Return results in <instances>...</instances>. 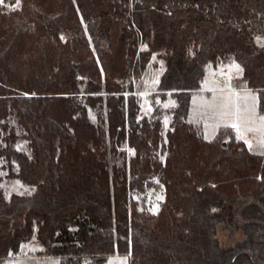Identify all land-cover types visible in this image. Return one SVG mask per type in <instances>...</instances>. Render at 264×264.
<instances>
[{"label": "trees", "instance_id": "1", "mask_svg": "<svg viewBox=\"0 0 264 264\" xmlns=\"http://www.w3.org/2000/svg\"><path fill=\"white\" fill-rule=\"evenodd\" d=\"M11 13L0 12V157L32 190L0 188V262L34 236L62 264H264V156L229 125L206 140L187 120L206 67L228 61L264 113V0H21ZM154 53L156 91L176 100L166 131L135 125L132 79ZM153 178L155 213L131 197Z\"/></svg>", "mask_w": 264, "mask_h": 264}, {"label": "rangeland", "instance_id": "2", "mask_svg": "<svg viewBox=\"0 0 264 264\" xmlns=\"http://www.w3.org/2000/svg\"><path fill=\"white\" fill-rule=\"evenodd\" d=\"M20 6L21 0H0V12L10 16L12 15L11 11L19 9ZM63 38H67V35L63 34ZM255 39L259 44L264 45V36L258 35ZM140 48L145 49L147 46L141 43ZM149 59L139 77L135 76L132 79L134 87L142 88L140 91H135L140 108L135 125L139 127L142 117L146 116L150 120L159 119L166 131L171 128L170 123L176 100L170 92L162 95L156 91L160 73L164 68L163 60L158 57L157 53L152 54ZM202 80L205 88L221 89L197 93L192 97L187 120L201 128L204 139L212 138L219 126L234 124L237 138L243 139L252 152L264 156V148L262 146L259 149L256 148L259 141H262L260 145L264 144V113L258 111L256 93L251 90L236 92L226 89V87H238L242 84V77L235 70L213 69L211 66H207L205 77ZM17 145L20 149L25 148L23 142H19ZM117 152H123L127 158L131 153V148L125 143L118 146ZM117 152L110 154L111 162L116 160ZM8 174L6 162L0 157V188L3 189L7 197L12 192L28 194L32 190L31 186L23 184L18 178ZM144 190L143 193H131V197L138 202L140 209L155 213L159 210L160 201L164 197L162 183L157 178H153ZM235 235L230 240L237 238V233ZM218 236L222 242L229 240L226 230H220ZM21 243L18 253L13 257L5 258L0 264H62L60 258L56 256H40V252L44 253L45 247L34 236ZM47 247L55 248L57 245L49 242ZM129 259V254H112L105 261L101 263L96 261L94 264H129Z\"/></svg>", "mask_w": 264, "mask_h": 264}, {"label": "crops", "instance_id": "3", "mask_svg": "<svg viewBox=\"0 0 264 264\" xmlns=\"http://www.w3.org/2000/svg\"><path fill=\"white\" fill-rule=\"evenodd\" d=\"M261 45V44H260ZM213 69H217V68H225V69H229V70H235V72H237L238 73V75H240L241 77H242V73H241V65L238 63H236V62H233V61H228V62H221V64H218L217 66H211ZM205 77V76H204ZM242 84L240 85V86H238V87H226V89H228V90H230V91H236V92H239V91H246V90H251L252 92H255L256 93V91H253L252 89H250V88H248L247 87V84H246V80L242 77ZM214 89H221V88H209V87H206L205 88V86H203V80L201 81V84H200V88L197 90V91H195V92H193L192 93V95H191V98L192 97H194L195 95H197V93L198 94H200V93H206V92H210V90H214ZM256 97H257V93H256ZM190 98V99H191ZM256 105H257V100H256ZM257 107H258V105H257ZM190 114V113H189ZM226 125H228V124H226ZM229 126H231V125H229ZM220 127V126H219ZM218 127V128H219ZM232 128H233V130H234V134H235V137L237 138V136H236V133H237V130H236V126L234 127V124L231 126ZM218 130V129H217ZM211 139V138H210ZM210 139H206V140H210ZM239 139V138H238ZM241 139V138H240ZM243 140V139H242ZM244 141V140H243ZM245 142V141H244ZM262 143V141H259L258 142V145L256 146V148H258L259 149V147H263L264 148V144L263 145H260ZM245 144H246V142H245ZM246 146L251 150V148L246 144ZM258 149H256V150H258ZM252 151V150H251ZM259 152V151H258ZM255 153V152H254ZM47 255H50V254H44V253H41L40 252V256H47ZM13 257V256H12Z\"/></svg>", "mask_w": 264, "mask_h": 264}, {"label": "water", "instance_id": "4", "mask_svg": "<svg viewBox=\"0 0 264 264\" xmlns=\"http://www.w3.org/2000/svg\"><path fill=\"white\" fill-rule=\"evenodd\" d=\"M105 260H106V258L102 257V258H98L96 261H97L98 263H101V262H103V261H105Z\"/></svg>", "mask_w": 264, "mask_h": 264}, {"label": "snow or ice", "instance_id": "5", "mask_svg": "<svg viewBox=\"0 0 264 264\" xmlns=\"http://www.w3.org/2000/svg\"><path fill=\"white\" fill-rule=\"evenodd\" d=\"M234 127H235V125H234Z\"/></svg>", "mask_w": 264, "mask_h": 264}]
</instances>
